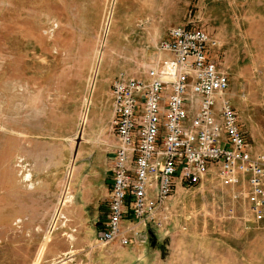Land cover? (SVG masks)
Listing matches in <instances>:
<instances>
[{"label": "rangeland", "instance_id": "1", "mask_svg": "<svg viewBox=\"0 0 264 264\" xmlns=\"http://www.w3.org/2000/svg\"><path fill=\"white\" fill-rule=\"evenodd\" d=\"M253 14L264 16V0H0V264H40L50 248L68 251L60 264H264V223H243L230 190L206 182H177L168 224L147 228L139 245L93 243L107 201L93 221L89 212L81 222L65 218L75 196L91 203L88 182L80 193L77 147L85 164L101 149L114 161V78L144 77L171 26L221 31L214 36L227 42L234 76L211 56L229 74L252 153L264 152V27L234 35L225 26ZM50 202L46 217L27 221Z\"/></svg>", "mask_w": 264, "mask_h": 264}, {"label": "built area", "instance_id": "2", "mask_svg": "<svg viewBox=\"0 0 264 264\" xmlns=\"http://www.w3.org/2000/svg\"><path fill=\"white\" fill-rule=\"evenodd\" d=\"M219 48L203 29L173 26L144 77L114 78L109 214L95 245H139L147 228H165L177 182L229 189L243 223H264V152L240 129L228 72L211 56Z\"/></svg>", "mask_w": 264, "mask_h": 264}, {"label": "crops", "instance_id": "3", "mask_svg": "<svg viewBox=\"0 0 264 264\" xmlns=\"http://www.w3.org/2000/svg\"><path fill=\"white\" fill-rule=\"evenodd\" d=\"M235 19H236V23L227 22V24L225 25L229 30H231L229 31L230 34L242 35L245 33L249 35L251 33H255V31L253 30L254 28L264 27V16L261 14H253L250 17L238 15V16H235ZM222 25H223L222 22H219V26L216 28L221 30ZM245 28L246 30H244ZM242 29L244 31H242ZM204 31L207 32L210 36H212L219 42L220 48L217 51L215 50V52L218 54L217 57L219 58V60L221 58L226 61V64H228V68L231 70L230 75L233 77L234 73L232 72H235L237 68H236V64L232 60L230 61V57L232 55V53H230L231 52L230 48L227 46V42L224 39H220L216 37L220 35L221 31H215L214 33H212L205 28H204ZM213 58L215 59V55L213 56ZM218 64L220 65L219 61H218ZM228 82L230 84V77L228 79ZM110 117H111V112L108 115L107 122H109ZM102 124H104V120H102L101 125ZM82 149L81 147L80 149L77 147L75 151V156L78 155V159L79 157H81V164H80L81 170L79 173L80 174V193H82V195L84 194V186L88 182L91 186V195L89 196L91 203L88 202L89 200V198H87L88 196L83 197L80 194V196H82L81 200H78L77 197L75 196L76 202H74V204L71 206V208L68 211H65L66 212L65 214L67 215L65 218L67 221H70V222H81L82 220H84V217L87 212H89L88 214H89L90 220L93 221L94 220L93 212L96 210L97 206L99 207L101 203H104L106 201L108 202L109 190L112 184V178H111V173H110L112 160L109 159L107 152L103 149L98 150L96 154L94 155V159L91 161V163H89L90 164L89 165V164H85L86 161L84 159L87 156L86 157L83 156L85 149L83 150ZM112 158H113V154H112ZM77 164H78V160H76L75 165L73 163L74 169L73 168L71 169V172H72L71 176H73V171L74 172L76 171ZM94 196H96L95 202L93 200ZM53 207H54L53 203L50 202V203L45 204L42 209H35L32 217H27V221L28 219L34 220L33 218L38 219L40 217H46V214L51 212L53 210ZM57 220H58L57 217H55L54 222L56 223ZM34 225H39V223H34ZM93 243H94V240H93ZM57 251L58 250H55L54 248L52 249L50 248L49 250H47L46 254L43 256L44 261L40 262V264H43V263L44 264H60L62 255H68V251H66L65 253H61L60 251L58 252Z\"/></svg>", "mask_w": 264, "mask_h": 264}]
</instances>
